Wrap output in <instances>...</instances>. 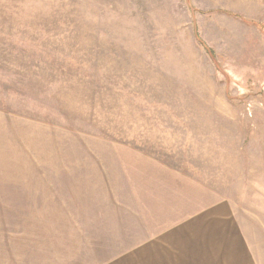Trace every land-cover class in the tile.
I'll list each match as a JSON object with an SVG mask.
<instances>
[{
  "label": "rangeland",
  "instance_id": "obj_1",
  "mask_svg": "<svg viewBox=\"0 0 264 264\" xmlns=\"http://www.w3.org/2000/svg\"><path fill=\"white\" fill-rule=\"evenodd\" d=\"M232 174L264 175V0H0V264H105Z\"/></svg>",
  "mask_w": 264,
  "mask_h": 264
},
{
  "label": "crops",
  "instance_id": "obj_2",
  "mask_svg": "<svg viewBox=\"0 0 264 264\" xmlns=\"http://www.w3.org/2000/svg\"><path fill=\"white\" fill-rule=\"evenodd\" d=\"M214 189L177 221L137 225L105 264H264V175Z\"/></svg>",
  "mask_w": 264,
  "mask_h": 264
}]
</instances>
